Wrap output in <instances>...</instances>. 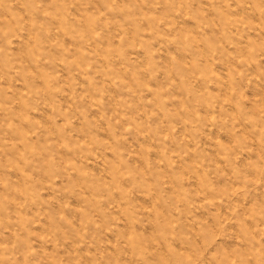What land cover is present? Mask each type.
I'll return each mask as SVG.
<instances>
[{"label":"rangeland","instance_id":"obj_1","mask_svg":"<svg viewBox=\"0 0 264 264\" xmlns=\"http://www.w3.org/2000/svg\"><path fill=\"white\" fill-rule=\"evenodd\" d=\"M0 264H264V0H0Z\"/></svg>","mask_w":264,"mask_h":264}]
</instances>
